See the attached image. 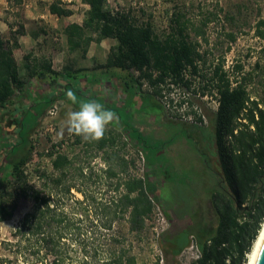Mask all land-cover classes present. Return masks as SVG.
Here are the masks:
<instances>
[{"label":"trees","instance_id":"16d2710c","mask_svg":"<svg viewBox=\"0 0 264 264\" xmlns=\"http://www.w3.org/2000/svg\"><path fill=\"white\" fill-rule=\"evenodd\" d=\"M82 2L89 8L83 24H71L64 31L69 50L74 52L104 39L117 40L118 45L110 50L100 69L114 82H120L124 90L140 94L144 79L154 89L148 97L156 101L162 87L180 83L188 86L185 73H198L201 55L182 36V26L180 39L171 35L160 40L151 25L138 24L130 12L110 10L108 0ZM49 12L58 18L73 14L61 0L51 3ZM181 17L176 15V22L180 23ZM255 35L261 41V59L251 70L242 63H236L230 71H224L221 65L215 68L212 77L218 106L207 115V126L202 114L190 111L197 119V137L208 140V149L199 150L207 156L204 163L215 180L206 201L190 213L191 224L177 237L164 241L174 255H179L193 236L201 254L195 264H247L252 242L264 223V19L256 23ZM14 45L0 32V222L14 218L20 198L31 206L11 239L3 242L6 254L0 256V264H138L130 235L144 230L155 205L162 202L159 190L149 185L148 178H119L129 164L117 151L108 154L118 141L112 130L91 143L107 155L110 163L104 174L115 181L107 186L114 196L98 200L87 194L74 182L72 159L61 152L48 153L52 172H28L34 149L29 136L57 101L69 103L67 94L72 92L77 97L79 93L73 83H59L55 73L46 67L40 81L44 80L46 87L59 89L41 105L21 107L17 92L24 89L25 82L19 77ZM36 69L37 66H27L32 76ZM133 70L139 73L137 79ZM113 107L108 106L119 113ZM7 118L14 121V129L7 126ZM126 125L121 119L117 128L120 126L143 149L142 136ZM76 171L78 176L84 173L82 168ZM34 177L43 183L33 184L30 179ZM9 187L15 188L13 194L6 191ZM114 223L126 224L127 234L113 232Z\"/></svg>","mask_w":264,"mask_h":264},{"label":"rangeland","instance_id":"374dc122","mask_svg":"<svg viewBox=\"0 0 264 264\" xmlns=\"http://www.w3.org/2000/svg\"><path fill=\"white\" fill-rule=\"evenodd\" d=\"M54 1L0 0V21L8 25L5 33L1 34L2 37L14 43L17 36L25 31L23 23H26L29 32L41 37L44 55L55 47L66 48L63 36L65 33L61 30L67 21L60 22L50 14L49 6ZM61 2L63 7L72 10L71 21L83 23L89 8L82 0ZM108 7L115 12H130L138 24L148 23L155 37L160 40L171 35L180 39L179 28L182 26V36L195 45L201 55L197 61L198 73H185L188 86L182 83L164 86L162 94L156 97L169 122H150L148 116L142 114L143 110L134 108L130 98L127 105L120 109L113 107L115 111H119L124 123H128L127 128H133L142 136L143 149L135 140L129 139L120 130V126L119 129L117 125L107 128L118 136L117 144L108 150V154L117 151L129 164L127 171L122 172L119 178H148L149 185L159 190L157 194L162 201L155 205L154 213L146 221L144 230L130 235L138 264H195L196 255L191 248V240L195 239L193 236H190V244L179 255H174L164 241L191 224L190 213L198 209L197 204L206 201L214 185L215 176L204 163L207 156H202L199 150L208 149V140L197 137L199 132L194 127L197 119L190 111L196 112L197 116L202 114L204 126H207V115L215 112L218 106L216 84L212 77L215 68L221 65L224 71H230L233 65L242 63L246 70H251L261 59V41L255 35V25L264 19V0H108ZM180 14L182 17L179 23L175 16ZM90 45H83L78 56H85ZM100 54L99 58L105 63V54ZM100 66L97 65V68ZM131 73L134 79L139 77L137 71L133 70ZM140 90L139 98L144 105L153 107L148 94H152L154 89L143 79ZM67 99L70 105H78L69 97ZM75 100L88 99L75 97ZM181 103L182 106H179ZM190 103L194 106L191 107ZM58 106L57 115L50 117L46 113L42 123L29 136L34 149L33 157L27 165L28 172L43 169L48 173L52 172L48 153L61 152L72 159L74 182L86 190L87 194L98 200L114 196L115 193L107 189V186L115 181L109 180L104 174L110 163L106 160L107 155L104 151L97 150L92 141L70 133L65 124V116L60 115L64 104ZM128 110H131L130 115L134 113L133 110L139 115L134 119L127 113ZM6 123L11 130L14 129L15 124L11 118H7ZM122 127L125 128L123 125ZM211 155L210 151L209 158L213 163L215 160ZM79 168L83 169L82 176H78L76 171ZM30 180L36 185L43 183L37 177ZM14 190V187H9L6 191L13 194ZM74 194L82 198L80 194ZM30 206V202L20 198L14 218L0 222V256L6 254L3 242L11 239V233ZM113 232L127 234L128 226L114 223Z\"/></svg>","mask_w":264,"mask_h":264},{"label":"crops","instance_id":"0c3cea01","mask_svg":"<svg viewBox=\"0 0 264 264\" xmlns=\"http://www.w3.org/2000/svg\"><path fill=\"white\" fill-rule=\"evenodd\" d=\"M54 16V15H52ZM56 17V16H55ZM73 16L58 18L60 22H65L64 28L61 30L65 31L66 27L71 24L82 25V21H71ZM2 28L0 32L3 35L8 29V25L0 21ZM62 24V23H61ZM60 24V25H61ZM25 31L17 36L14 45V58L18 66L19 77L25 82V87L22 91H18V98L16 99L21 107L23 106H38L43 103L44 100L50 98L59 86L55 87H46L44 85V80L40 81L39 76L44 70L48 67L53 73H55L54 78L56 77L59 83L63 84H72V86L78 91V98H85L88 100L96 99L104 104L106 108L111 107H120L127 105L129 98L134 105V108H140L142 114L147 115L148 119L152 123L167 121L165 115L163 114L162 107H160L159 102L151 99L152 106H145L139 94L134 95L132 89L124 90L120 82H114L115 79L110 78V76H105L104 70L97 68V65H102L104 60L100 57V52L105 54L104 59L108 58L110 50L117 46V41L115 39H104L100 43H92L87 49L85 56H78V51L71 52L68 47L66 35L64 36L66 42V48H52L49 54H43L44 47L40 44L43 43L41 37L37 34L29 32L27 30V24L23 23ZM61 27V26H60ZM12 42V41H11ZM48 51V49H47ZM45 53V51H44ZM44 55V56H42ZM29 56V59L25 60L24 57ZM95 57V58H93ZM27 66L34 67L37 66L35 70V75H30L27 70ZM53 76L49 77V80H52ZM81 93L87 95L83 96ZM125 102V103H124ZM117 104V105H116ZM148 107V109H147ZM78 105L73 103H64V108L61 111L60 115H66L70 110H76ZM133 108V109H134ZM109 109V108H108ZM48 112V111H47ZM114 112V111H113ZM133 114L130 115L131 110H128V114L132 117L139 115L133 110ZM121 121V115L118 112H115ZM117 123H113L112 126L116 127Z\"/></svg>","mask_w":264,"mask_h":264},{"label":"clouds","instance_id":"9594fccd","mask_svg":"<svg viewBox=\"0 0 264 264\" xmlns=\"http://www.w3.org/2000/svg\"><path fill=\"white\" fill-rule=\"evenodd\" d=\"M68 97L78 104L76 110L65 115V124L70 133L81 136L86 141H98L103 138L107 128L119 123L116 113L106 108L96 99L76 101L72 92ZM264 247V226L257 232L251 245V264H257L259 250Z\"/></svg>","mask_w":264,"mask_h":264},{"label":"built area","instance_id":"2783aa9c","mask_svg":"<svg viewBox=\"0 0 264 264\" xmlns=\"http://www.w3.org/2000/svg\"><path fill=\"white\" fill-rule=\"evenodd\" d=\"M64 102L63 101H57L47 112V114L50 116V117H55L59 111V106L58 105H63ZM194 238V237H193ZM191 248L194 249L195 251V255H196V260L198 261V259L201 257V254H200V251L198 249V246H197V242L195 239H192L191 240Z\"/></svg>","mask_w":264,"mask_h":264},{"label":"water","instance_id":"95a60500","mask_svg":"<svg viewBox=\"0 0 264 264\" xmlns=\"http://www.w3.org/2000/svg\"><path fill=\"white\" fill-rule=\"evenodd\" d=\"M257 264H264V247H261L259 250V259Z\"/></svg>","mask_w":264,"mask_h":264},{"label":"bare ground","instance_id":"6f19581e","mask_svg":"<svg viewBox=\"0 0 264 264\" xmlns=\"http://www.w3.org/2000/svg\"><path fill=\"white\" fill-rule=\"evenodd\" d=\"M262 226H264V223H263ZM247 264H251V252H250V254L248 255V262H247Z\"/></svg>","mask_w":264,"mask_h":264},{"label":"flooded vegetation","instance_id":"af4514ba","mask_svg":"<svg viewBox=\"0 0 264 264\" xmlns=\"http://www.w3.org/2000/svg\"><path fill=\"white\" fill-rule=\"evenodd\" d=\"M181 232L177 233L176 235H174L173 237L170 238V240H172L174 237H177L178 234H180Z\"/></svg>","mask_w":264,"mask_h":264}]
</instances>
